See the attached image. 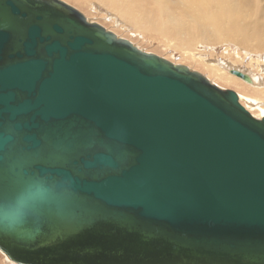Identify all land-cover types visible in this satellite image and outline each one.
Listing matches in <instances>:
<instances>
[{"label":"water","instance_id":"1","mask_svg":"<svg viewBox=\"0 0 264 264\" xmlns=\"http://www.w3.org/2000/svg\"><path fill=\"white\" fill-rule=\"evenodd\" d=\"M0 252L264 264V118L60 0H0Z\"/></svg>","mask_w":264,"mask_h":264},{"label":"bare ground","instance_id":"2","mask_svg":"<svg viewBox=\"0 0 264 264\" xmlns=\"http://www.w3.org/2000/svg\"><path fill=\"white\" fill-rule=\"evenodd\" d=\"M60 1L74 5L88 21L112 33L111 29L94 18L103 20L101 22L105 25L117 26L115 30L119 33L121 30L129 31L131 35L149 42L157 40L172 51L179 52L183 61H189L212 77L213 81L203 74L217 87L235 88L239 104L252 116L254 114L247 107L258 108L263 116L254 117L264 118V0ZM218 48L222 49L221 54L217 53ZM246 55L250 56L246 60V70L251 71L246 73L238 70L250 78L249 82L241 78L245 84L231 70L238 69L234 66L242 65ZM163 58L171 61L167 57ZM188 69L197 71L190 67ZM5 260L16 264L8 258Z\"/></svg>","mask_w":264,"mask_h":264},{"label":"rangeland","instance_id":"3","mask_svg":"<svg viewBox=\"0 0 264 264\" xmlns=\"http://www.w3.org/2000/svg\"><path fill=\"white\" fill-rule=\"evenodd\" d=\"M72 5V4H71ZM72 6H74V5H72ZM75 7V6H74ZM75 8H77V7H75ZM79 9V8H78ZM81 12H83L82 10H80ZM94 11H97V10H94ZM86 14H90L89 12H87V11H84ZM98 12V11H97ZM102 13H104V12H102ZM101 13V14H102ZM106 14V13H105ZM93 18H94V16H92ZM95 20H97V22L98 23H101V24H103L104 26H106V28H108V29H111V31H113L115 34H117L118 36H120V37H122V38H124V39H127V40H129V41H131L134 45H136L137 47H140L143 51H148L149 53H153V54H156V55H160L161 57H167L169 60H171L172 62H175L176 64L177 63H182V64H184V65H187L188 67H190V68H192V69H194V70H197V71H199L200 73H202V74H204L206 77H208V78H210V80L211 81H213L214 79L212 78V77H210V76H208V74L207 73H204V71L202 70V69H198L197 67H195L192 63H190L189 61L187 62V61H183L182 59H181V56H180V54H179V52H177V51H172L169 47H167V46H164L161 42H159V41H157V40H154V41H151V42H149V41H147V40H143L142 38H140L139 36H135V35H131V33H129V31H125V30H121V33H119V32H117L116 30H115V28L117 27H112L111 25H105L104 23H102L103 22V20H101V19H99V18H97V17H95L94 18ZM102 21V22H101ZM108 22V21H107ZM111 26V27H110ZM160 43V44H159ZM221 50L222 49H220V48H218V51H217V53L218 54H221ZM220 58V57H219ZM233 58V57H232ZM250 59V56H248V55H246L245 56V58L243 59V64L242 65H236V66H234V67H236V68H238V69H234V70H239V71H243V72H246V73H248V72H250L251 70H246V68H247V66L245 65L246 63H247V61ZM182 60V61H181ZM247 60V61H246ZM184 62V63H183ZM234 64V63H233ZM236 64H239V63H236ZM203 71V72H202ZM228 71V70H227ZM231 75H233L232 73H230ZM233 76H235V75H233ZM237 79H239L240 81H242L243 83H245L246 84V82H244L241 78H239V77H237V76H235ZM218 84V83H217ZM247 84H249V83H247ZM219 86H221L220 84H218ZM222 87H224L223 85H222ZM227 89H230V90H233V91H235V92H238L235 88H229V87H227ZM246 105V104H245ZM247 108H249V110L251 111V113L252 114H254V116L255 117H261V116H263L262 114V112L258 109V108H256V107H247ZM254 108V109H253ZM253 111H255V112H253ZM259 111H260V113H259ZM259 114V115H258ZM261 114V115H260ZM5 259H7L6 258V256L2 253V252H0V264H11V263H9L8 261L6 262V260Z\"/></svg>","mask_w":264,"mask_h":264}]
</instances>
